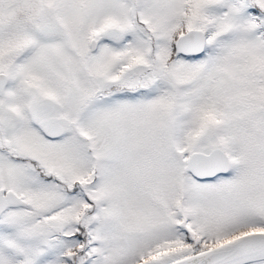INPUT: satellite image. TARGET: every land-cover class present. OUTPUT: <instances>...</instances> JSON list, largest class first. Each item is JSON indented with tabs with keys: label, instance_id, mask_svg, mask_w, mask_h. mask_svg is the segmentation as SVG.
Returning <instances> with one entry per match:
<instances>
[{
	"label": "snow or ice",
	"instance_id": "snow-or-ice-1",
	"mask_svg": "<svg viewBox=\"0 0 264 264\" xmlns=\"http://www.w3.org/2000/svg\"><path fill=\"white\" fill-rule=\"evenodd\" d=\"M0 264H264V0H0Z\"/></svg>",
	"mask_w": 264,
	"mask_h": 264
}]
</instances>
